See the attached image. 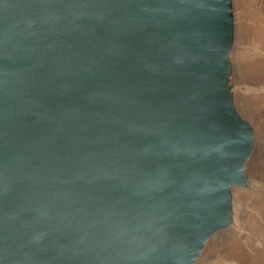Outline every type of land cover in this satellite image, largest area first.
I'll list each match as a JSON object with an SVG mask.
<instances>
[{"label": "water", "instance_id": "obj_1", "mask_svg": "<svg viewBox=\"0 0 264 264\" xmlns=\"http://www.w3.org/2000/svg\"><path fill=\"white\" fill-rule=\"evenodd\" d=\"M232 0H0V264H194L252 126Z\"/></svg>", "mask_w": 264, "mask_h": 264}, {"label": "rangeland", "instance_id": "obj_2", "mask_svg": "<svg viewBox=\"0 0 264 264\" xmlns=\"http://www.w3.org/2000/svg\"><path fill=\"white\" fill-rule=\"evenodd\" d=\"M232 7L230 85L255 145L246 165L249 182L233 189L232 221L208 240L199 264H264V0H232Z\"/></svg>", "mask_w": 264, "mask_h": 264}, {"label": "bare ground", "instance_id": "obj_3", "mask_svg": "<svg viewBox=\"0 0 264 264\" xmlns=\"http://www.w3.org/2000/svg\"><path fill=\"white\" fill-rule=\"evenodd\" d=\"M258 159V158H257ZM259 162V161H258ZM260 165V164H259ZM200 258V257H199ZM199 258L197 259V261L194 263V264H199V262H200V260H199ZM198 260H199V262H198Z\"/></svg>", "mask_w": 264, "mask_h": 264}]
</instances>
